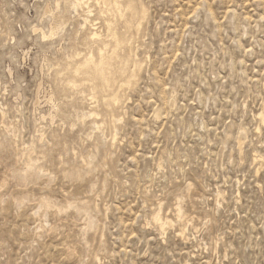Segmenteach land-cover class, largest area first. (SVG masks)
Returning <instances> with one entry per match:
<instances>
[{"label": "rangeland", "instance_id": "374dc122", "mask_svg": "<svg viewBox=\"0 0 264 264\" xmlns=\"http://www.w3.org/2000/svg\"><path fill=\"white\" fill-rule=\"evenodd\" d=\"M74 1L0 0V264H264V0Z\"/></svg>", "mask_w": 264, "mask_h": 264}, {"label": "bare ground", "instance_id": "6f19581e", "mask_svg": "<svg viewBox=\"0 0 264 264\" xmlns=\"http://www.w3.org/2000/svg\"><path fill=\"white\" fill-rule=\"evenodd\" d=\"M97 2H101V3H103V4H106L107 2H111V3H113V4H115L116 5V3H117V1L116 0H96ZM82 6H85V7H87L88 6V3L87 2H85L84 0H75L74 2H71L70 3V8L75 12V13H77V11H78V9L80 8H82ZM104 7V6H103ZM89 8L90 7H88L87 9H86V16H85V18L83 19V24L84 25H86V24H88V23H90V18L92 17V11L91 10H89ZM91 14V15H90ZM91 16V17H90ZM90 27H92L93 28V26L91 25ZM108 29H109V31H110V26H108ZM99 38V35H98V33H97V30L96 29H92V31H90V32H88V34H87V40H90V41H95V40H97ZM102 55H104L103 53H102ZM99 57V56H98ZM97 59V58H96ZM104 59V58H103ZM105 60V59H104ZM91 61H93L92 60V58L91 59H89V60H85L84 61V63L85 64H88L89 62H91ZM106 61V60H105ZM83 63V64H84ZM117 97V96H116ZM118 99V98H117ZM85 116H89V117H92L93 116V114L92 113H88V114H86ZM93 125H96L97 124V122L95 121V120H93L92 122H91ZM263 124V123H262ZM260 158H261V156H260ZM257 160H259V156H256L255 158H254V161H256L257 162ZM261 161V160H260ZM259 162V161H258ZM262 162V161H261ZM262 166V165H261ZM153 223L157 226V228H159V229H163L164 228V226H166V225H168L169 224V221L167 220V218H165V219H161L160 217H159V215L158 214H156L154 217H153Z\"/></svg>", "mask_w": 264, "mask_h": 264}]
</instances>
